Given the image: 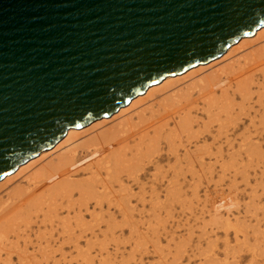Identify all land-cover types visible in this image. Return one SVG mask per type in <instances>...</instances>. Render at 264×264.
<instances>
[{
  "label": "water",
  "instance_id": "95a60500",
  "mask_svg": "<svg viewBox=\"0 0 264 264\" xmlns=\"http://www.w3.org/2000/svg\"><path fill=\"white\" fill-rule=\"evenodd\" d=\"M264 27V0H0V179Z\"/></svg>",
  "mask_w": 264,
  "mask_h": 264
},
{
  "label": "bare ground",
  "instance_id": "6f19581e",
  "mask_svg": "<svg viewBox=\"0 0 264 264\" xmlns=\"http://www.w3.org/2000/svg\"><path fill=\"white\" fill-rule=\"evenodd\" d=\"M258 40L264 42V27L258 29L252 37L238 40L237 44L228 48L218 59L207 64H200L176 76L164 78L114 114L99 118L81 128L67 130L50 149L41 151L38 156L20 164L13 173L0 179V264H54L55 241H57V250H63V245L67 244L76 250L73 254L77 253V256H81L82 243L89 245L91 242V238H85V240L83 238L88 236L87 232L93 235L95 228L99 229L98 223H103L101 218L104 215L105 206L106 212H111L113 206V209L116 208L121 214L120 216L126 215L125 217H128L130 211L138 209L135 208L136 203L135 207L134 203L130 205V198L135 197L133 195L135 193H131L129 183H137L145 171V166L139 165L144 159L142 155L144 147L149 149L145 151L148 152V156L145 157L147 160L155 156L153 161L148 162L154 166L153 179L159 183H163L166 179L165 173L167 174V170L162 171V166L159 165L163 155L175 160L176 165L170 168L172 169L171 181L167 180V186L164 188L167 196L174 195L176 198L180 186L178 187L173 178L183 174L182 171L190 173L191 177L194 175L198 177L199 174L206 177L210 173V167L206 168L203 159L205 155L211 154V146L204 143L207 138L203 137L205 135L203 133L211 134L208 131L210 123H218L215 134L211 135V140L215 143L221 138V130L227 125L230 126L225 124V119H230L232 120L230 122L235 124L237 122L235 119L238 120L241 111L247 108L244 107L246 103L247 109L253 107L250 105L252 95L254 96L253 88H257V92L259 90L258 98L256 96L255 98L260 105L261 91L264 89V45L256 50L247 51ZM224 60L225 64H223ZM209 69L211 72H208L210 73L208 76L207 72L206 76H201L204 70L209 71ZM259 88L263 89L260 91ZM194 90L196 97L193 98L191 92ZM163 93L167 94L166 97L162 95L163 99L154 103L155 109L144 119L142 113L147 108L143 110L142 108L151 106V102L157 98L158 94ZM234 96L240 97L242 104L239 105V113L238 110L235 111L238 115H234L233 118V111L230 110L232 109L231 99ZM198 101L203 104L199 109L206 115L205 118L209 124L201 122L203 130L195 132L194 125H199V122L193 115V110H199L196 108ZM229 108L228 116L222 118L219 112ZM133 115L136 116V121H133ZM248 123L249 127H244L246 135L241 136L244 137L241 142L244 141L245 144L252 140L258 141L257 137H262L264 115H254L249 118ZM250 135H254V139H251ZM78 136L83 140L77 144ZM200 142L202 144L197 146ZM224 142L230 141L226 138ZM180 146L186 150L179 158ZM217 148V154H212L218 162L223 156L221 145ZM163 152L165 153L162 154ZM192 190L198 192L199 189L194 186ZM142 192L136 194L141 201L140 206L143 207L145 205ZM164 208L166 207H162L163 210ZM110 214L114 215L113 212ZM110 214L106 215H109L106 227L113 232L114 219ZM130 218L131 216L128 219ZM125 220L127 224L128 220L126 218ZM112 232L109 235L113 234ZM102 240L101 238V243ZM93 242L95 241L91 243ZM84 249L90 251L89 248ZM64 252L68 253V251ZM261 254L260 251L259 256ZM58 258L60 259L59 254ZM65 258L67 257L63 259ZM88 259L89 257L86 260Z\"/></svg>",
  "mask_w": 264,
  "mask_h": 264
},
{
  "label": "rangeland",
  "instance_id": "374dc122",
  "mask_svg": "<svg viewBox=\"0 0 264 264\" xmlns=\"http://www.w3.org/2000/svg\"><path fill=\"white\" fill-rule=\"evenodd\" d=\"M256 42L252 44L251 49L247 50L248 52L256 50L259 46L264 45L262 40ZM243 53L246 54L245 52ZM223 64H225V60ZM206 72H211V69H209V71L204 70L201 76H206ZM209 74L210 73H208L207 76ZM183 85L186 86L185 84ZM259 89L261 91L263 88ZM258 92L257 88H253V101H250V105H253V107L250 108L251 110L247 109L248 104L246 103L244 107L247 108L241 111L242 113L239 115L238 120L235 119L237 122L234 121L235 124L230 122L232 120L225 119L227 121V123L224 121L225 124H229L230 126L228 127L227 125V127L221 130V142L219 140L213 143L211 140V135L212 133L215 134L218 123H210L211 125L208 131H210L211 134H207V132L203 133L205 134L203 137L205 139L207 138L204 143L211 146L212 149H210L211 154L205 155L203 159V162L206 163V168L208 166L210 167V169L207 168L210 170V173L206 176L207 178L202 175L200 176V174L197 175L198 177L195 175L191 177L190 173H184L182 171L183 174L173 178L178 187L180 186V191L176 195V198L174 195L168 194L167 196L164 188L167 186V180L171 181L172 169L170 168L176 165L174 164L175 160L171 159V157L168 159L163 155L159 161V165L162 166V171L167 170V174L165 173L166 181L164 180L163 183H159L153 179V174L155 173L154 166L152 163L148 162L153 161L155 156L147 160L145 157L148 156V152L145 151L149 149L145 147L142 148L144 159L140 161L139 165H144L145 171L137 183H129L132 190L131 193H135L133 194L135 197L130 198V205L136 203L137 206L136 204L132 205L134 207L136 206L135 208L138 209L130 211L127 215L128 217H125L126 215L120 216L121 214L116 208L113 209V206L111 207L113 211L106 212L107 209L104 205V215L101 218L103 223H98L99 229L95 228L93 235L87 232L88 236L85 235L86 237L83 238V240H85V238H91V242H95H90L89 245L82 243L83 249L81 250L83 254L77 256V253L76 255L73 254L76 250L72 248L71 245L65 244L62 247L63 250H57V241H55L54 243H56V246H54L53 249V256L54 261H56L54 264H216L218 261L219 263L221 262L220 264H226V262L227 264H264V132H261V134L263 133L261 138L257 137L258 141L252 140L251 142H247V144H245L246 142L244 141L241 142V140H243L242 138H244L241 136L246 135V131H244L245 128L249 127V118L254 115H264V89L261 91L262 98L260 97V105L259 101L256 100L258 98ZM217 94L219 95V93ZM162 95H164V93L158 94L157 98L151 102V106L147 105L142 108V110L147 108L144 110V113H142L144 119L155 109L154 103H158ZM166 95L167 94L163 97H166ZM191 95L193 98L196 97L195 90L191 92ZM255 96L257 98H255ZM239 99L242 101L240 97L234 96L231 99L232 109L230 110L229 108L226 111H221L219 115L224 118L228 116L227 113L230 110L231 112L233 111L232 117L234 118V115L237 114V110L239 113V105L242 104ZM202 106L203 104L198 101L196 108L199 109ZM245 110H249L247 114L250 116L245 114ZM198 111L193 110V115L199 122V125H194L193 131L195 132L203 130L202 123H208L205 118L206 115L202 114L203 112H201L200 109ZM135 117L136 116L133 115V121H136ZM249 130L253 131L251 128H249ZM250 136L251 139H254V135ZM224 138H228L230 142H224ZM82 140L83 138L79 137L77 144ZM201 144L200 142L197 146ZM217 144L219 146L221 145L223 156L222 160L218 162L214 155L218 152ZM190 147L193 149L192 146ZM185 150L186 149L182 146L178 148L179 158L183 156ZM244 151H246V153ZM164 153L165 152L162 154ZM182 168H184L183 165ZM205 184L207 185L205 186ZM194 186L199 189L198 192L197 190H192ZM152 190H154L153 193ZM140 191H143L142 197L144 195V208L140 206L141 201L137 195ZM166 203H168V205ZM162 207L166 208L163 210ZM112 212L115 216L110 214ZM106 213L110 214L114 219L112 224L114 226L113 232L106 227L109 216H106ZM129 216H131L130 220L128 219ZM125 218L128 220L127 224L125 223ZM120 224H123L124 227L120 226ZM116 226L119 228L117 229ZM111 232L113 234L109 235ZM103 233H105V236ZM112 235L116 240L114 238L112 239ZM107 236H111V240ZM101 238L103 239L102 243ZM105 240H107V242ZM97 244L99 246H97ZM84 248H89L90 251L88 252V249ZM255 250L256 252H254ZM64 251H68V253ZM260 251L262 253L260 255L261 257L259 256ZM63 252L66 254L65 256ZM58 254L60 257V259L58 258L59 260L57 259ZM73 255L74 257H71ZM84 256L86 258H84ZM64 257L67 258L64 260ZM88 257L89 259L86 260ZM253 257H256V259ZM70 259L74 261L71 262ZM68 261L69 263H66ZM211 261L212 263H210Z\"/></svg>",
  "mask_w": 264,
  "mask_h": 264
}]
</instances>
